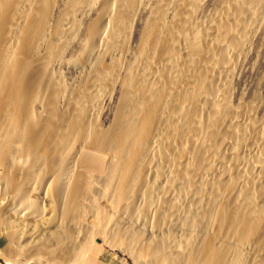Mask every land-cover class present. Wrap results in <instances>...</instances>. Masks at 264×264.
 Returning <instances> with one entry per match:
<instances>
[{"label":"bare ground","instance_id":"obj_1","mask_svg":"<svg viewBox=\"0 0 264 264\" xmlns=\"http://www.w3.org/2000/svg\"><path fill=\"white\" fill-rule=\"evenodd\" d=\"M249 3L198 34L199 0H155L130 49L142 0H0V232L24 246L27 224L52 228L34 252L50 263L48 246L70 263L102 242L139 264H264V117L228 95ZM84 24L67 85L56 66Z\"/></svg>","mask_w":264,"mask_h":264},{"label":"rangeland","instance_id":"obj_2","mask_svg":"<svg viewBox=\"0 0 264 264\" xmlns=\"http://www.w3.org/2000/svg\"><path fill=\"white\" fill-rule=\"evenodd\" d=\"M154 3L155 0H142V6L137 12L136 17L133 18L135 20L131 22L132 27L130 26V28L132 30L129 29L128 31L130 49H133L137 43L142 27L149 16L150 7H152ZM223 3L224 0H199L194 21L198 34H203L209 29L211 20L220 14ZM262 3L264 4V0H250L249 4L253 5V7L250 6L251 9L257 12V23L251 31L248 47L246 46L247 48H245L244 52L236 60L237 63L235 62V67L233 66V75L230 77L228 91V95L230 96L229 99L234 106L243 104L251 107L252 115H254L253 120L256 122H259V120L261 121L264 117V6L260 5ZM261 7L263 8L261 9ZM259 8L261 9L260 11H258ZM83 30H85V24L82 25L76 33V37L79 36L77 40H71V42L66 45L67 50H65L63 54V61L61 60L57 63L58 67L56 66V74L60 81L67 85H69V83L73 84L81 74L77 58L81 47L80 36L83 38L85 34ZM108 88L107 99L103 105V113L101 115V121H104L102 125H108L112 121L113 111L119 97L121 84L115 81L111 83ZM51 230L52 228L45 225L36 227L35 225L27 224L21 229L25 242L24 246L8 240L3 234L4 232L1 231L0 262L3 264H139L135 260V257L126 251V248H131V245L129 246L127 243L121 246V248H124L120 249L118 246L113 247L109 244L105 245L102 242H96L92 246L91 252L84 253L79 256L78 260L70 263L64 261V256L67 255L66 253L63 255L60 254L61 251L64 253L65 250L60 251L55 246H48L49 249L45 248L46 256H54L53 258L55 260L52 263L48 262L46 259L40 260V258L36 256L37 253L34 254V252L39 250L41 244L51 237ZM146 241V246L150 245L149 243H154L148 240ZM26 245L33 248L28 250L26 249ZM37 245L38 247L36 248ZM247 248L244 257L246 261L251 260L253 255V251L251 252L249 250L250 246ZM67 257H69V254ZM143 260L145 259H142V262ZM149 263L152 264L151 261H149Z\"/></svg>","mask_w":264,"mask_h":264},{"label":"built area","instance_id":"obj_3","mask_svg":"<svg viewBox=\"0 0 264 264\" xmlns=\"http://www.w3.org/2000/svg\"><path fill=\"white\" fill-rule=\"evenodd\" d=\"M0 264H3V263L0 262Z\"/></svg>","mask_w":264,"mask_h":264}]
</instances>
